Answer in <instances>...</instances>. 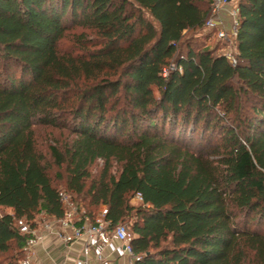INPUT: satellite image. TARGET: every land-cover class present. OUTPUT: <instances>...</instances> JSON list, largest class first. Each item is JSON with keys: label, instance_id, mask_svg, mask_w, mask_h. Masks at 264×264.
I'll use <instances>...</instances> for the list:
<instances>
[{"label": "trees", "instance_id": "1", "mask_svg": "<svg viewBox=\"0 0 264 264\" xmlns=\"http://www.w3.org/2000/svg\"><path fill=\"white\" fill-rule=\"evenodd\" d=\"M211 1L0 0V264L64 218L54 181L79 226L130 223L133 264H264V0H238L234 65L186 38ZM36 127L67 134L48 159Z\"/></svg>", "mask_w": 264, "mask_h": 264}, {"label": "built area", "instance_id": "2", "mask_svg": "<svg viewBox=\"0 0 264 264\" xmlns=\"http://www.w3.org/2000/svg\"><path fill=\"white\" fill-rule=\"evenodd\" d=\"M238 0H212L207 20L204 25V30L212 33L219 41L226 44L231 50L223 54L231 64H235V54L237 50L236 37L239 27L238 19ZM174 65H170L168 68L163 69L162 76L167 78L169 72L175 70ZM179 72L181 69L179 68ZM136 197L141 201L140 195ZM64 218L55 220L56 224H59L62 228L69 229L71 236H65L60 231H56L52 226V222L43 218L39 223L36 230H30L27 226H22L21 229L25 234H29L31 237L26 241L25 251L31 252L33 246L36 244L39 235L38 228L41 227L48 235H58L64 244L70 245L72 241L78 240L83 236L87 237V243L84 247L85 252L95 248L99 244V239L104 241L106 238L111 237L116 239L123 248V252L130 255L132 261L134 258L130 249V237L127 232V227L123 224L116 226L113 230L108 231V223L104 221V214L102 218L95 220V223L88 224L83 223L80 226L72 224L70 221H64ZM102 256L99 251L96 252V259L101 260ZM131 262V264H133ZM86 263V262H85ZM87 264V263H86Z\"/></svg>", "mask_w": 264, "mask_h": 264}, {"label": "rangeland", "instance_id": "3", "mask_svg": "<svg viewBox=\"0 0 264 264\" xmlns=\"http://www.w3.org/2000/svg\"><path fill=\"white\" fill-rule=\"evenodd\" d=\"M238 4V3H237ZM81 32L80 29H74L70 31L66 37L60 42L59 44V50L62 53H75L77 52V46L74 43L75 39L73 35L76 33L78 34ZM87 38H91L90 34L87 35ZM186 38L193 39L194 42H196L200 47H208L209 49H213L216 51L217 55H223L230 50L233 52V47H228L223 42L219 41L212 33H209L205 30H201L196 33H189L186 35ZM155 95H157V92L154 90ZM66 132L52 129V128H41L36 127L34 128V138L36 141V147L37 150L44 155L47 159L49 158V147L54 145L55 143H61L66 138ZM103 168L102 161H97L92 167H91V176L93 178H97L101 169ZM56 169H53L52 174L54 175ZM63 173V172H62ZM54 183L57 185V188L60 190L62 200L65 207V216L64 221H70L72 224H75L78 226L79 223H81V220L83 219V214L85 212V202L82 200V197H73L68 192H66L64 188V184L61 181H54ZM131 205L137 206L141 204V201L134 197L130 201ZM7 212V211H5ZM97 216L96 219L102 218V215L104 214V207L99 206L96 210ZM93 224L95 222L89 223ZM127 227V232L129 237L131 236L130 232V223L125 222L123 223ZM27 257L25 259L24 264H26Z\"/></svg>", "mask_w": 264, "mask_h": 264}, {"label": "crops", "instance_id": "4", "mask_svg": "<svg viewBox=\"0 0 264 264\" xmlns=\"http://www.w3.org/2000/svg\"><path fill=\"white\" fill-rule=\"evenodd\" d=\"M52 222L53 228L65 236H71L69 229L62 228ZM79 226V225H78ZM39 238L31 252L27 253L26 264H131L132 258L123 252L121 244L111 237L85 252L87 237L74 240L70 245L64 244L58 235H48L41 227L38 228ZM101 253V260L96 259V252ZM86 262V263H85Z\"/></svg>", "mask_w": 264, "mask_h": 264}, {"label": "water", "instance_id": "5", "mask_svg": "<svg viewBox=\"0 0 264 264\" xmlns=\"http://www.w3.org/2000/svg\"><path fill=\"white\" fill-rule=\"evenodd\" d=\"M228 1H230V0H228Z\"/></svg>", "mask_w": 264, "mask_h": 264}]
</instances>
